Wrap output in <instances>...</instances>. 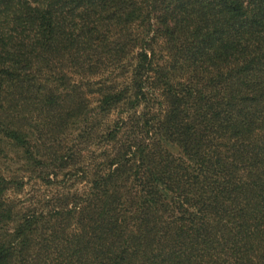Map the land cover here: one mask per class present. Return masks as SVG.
<instances>
[{
	"label": "trees",
	"instance_id": "1",
	"mask_svg": "<svg viewBox=\"0 0 264 264\" xmlns=\"http://www.w3.org/2000/svg\"><path fill=\"white\" fill-rule=\"evenodd\" d=\"M0 264H264V0H0Z\"/></svg>",
	"mask_w": 264,
	"mask_h": 264
},
{
	"label": "rangeland",
	"instance_id": "2",
	"mask_svg": "<svg viewBox=\"0 0 264 264\" xmlns=\"http://www.w3.org/2000/svg\"><path fill=\"white\" fill-rule=\"evenodd\" d=\"M61 145L64 146L66 148V156L65 159L68 162H74V135H70V137H68L67 139L63 140L61 142ZM72 169V168H71ZM67 170V171H66ZM60 169L59 170V179H62L63 176V181L61 180V184L66 185L67 187L73 188L74 184L72 183V179L67 180L69 174L70 169ZM30 187V186H29ZM28 187V189L30 190V188Z\"/></svg>",
	"mask_w": 264,
	"mask_h": 264
}]
</instances>
